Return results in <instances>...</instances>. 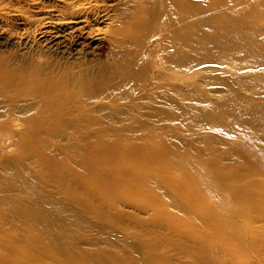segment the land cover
Instances as JSON below:
<instances>
[{"label":"bare ground","instance_id":"obj_1","mask_svg":"<svg viewBox=\"0 0 264 264\" xmlns=\"http://www.w3.org/2000/svg\"><path fill=\"white\" fill-rule=\"evenodd\" d=\"M52 1L59 4L41 0L45 14L36 16L15 0H0V43L17 38L30 51L22 58L0 53V151L14 146L10 154H0V264H177L186 248L171 243V237L193 243L187 264H212L204 255L221 260V251L224 264H264V183L244 182L240 173L228 175L221 159L209 158L206 150L175 155L169 137L153 140L161 148L151 149L125 143L124 132L121 138L116 131L111 137L94 135L93 116L90 123L69 120L85 106L81 82L93 79L92 71L87 62L81 66L73 56L55 58L58 51L51 50L76 43L78 35L100 42L99 55L107 51L108 67L121 70L109 94L121 99L141 88L135 94L162 98L170 111L179 97L195 100L193 88L174 86L178 73L191 82L193 73L203 69L205 79L218 87L211 111L216 115L209 121L208 114L192 107L190 119L197 124L190 129L241 127L230 113L240 114L243 101L247 109H259L250 107L255 100L243 94L247 79L215 75L224 73V65L212 64H228L236 74L264 68V28L259 27L264 17L257 0ZM10 17L22 27L20 33L7 25ZM135 41L142 51L125 63V51ZM148 68L158 85L155 92L140 81L139 73ZM163 79L170 83L160 85ZM196 87L203 98L199 102H214L205 96L204 86ZM46 108L54 111L48 121L40 118ZM130 110L152 119L161 114L152 106ZM256 115L254 142L264 140V113L257 110ZM16 121L23 131L12 129ZM44 125L48 140L37 142L32 128ZM106 161L113 166L108 181L95 188L94 172L105 171ZM103 184L118 198H102ZM118 203L150 215L153 222L131 217L128 224L123 210L115 211ZM83 215L93 217L94 229ZM110 230L114 233L108 241L101 232ZM197 237L202 240L194 241ZM138 255L145 260L138 262Z\"/></svg>","mask_w":264,"mask_h":264},{"label":"rangeland","instance_id":"obj_2","mask_svg":"<svg viewBox=\"0 0 264 264\" xmlns=\"http://www.w3.org/2000/svg\"><path fill=\"white\" fill-rule=\"evenodd\" d=\"M37 2V3H35ZM43 2V1H42ZM46 4H54L58 5L59 3L54 2L52 0H44ZM15 3L17 7H22L24 10H29V12L32 15H43L45 12H43L41 9V0H15ZM256 8L263 10V17H264V0H257L255 2ZM29 8V9H27ZM31 10V11H30ZM7 25L10 29H12L15 33H20L22 31V27L19 26V24L13 20V17H10L6 21ZM259 27L262 29L264 28V19L263 21L259 22ZM264 39V38H263ZM39 40V38H37ZM22 41L18 40L17 38H13L11 40H5L3 39L0 43V53H3L4 56L7 57V55L16 56L18 58L26 57L29 55V49L24 48V45H21ZM102 44L100 42H93L91 39H86V35H78L76 43H69L64 42L63 44H60L59 46L52 47L51 50L57 49V53H55V58H65L69 59L73 56V59L78 61L80 65H84L85 62L89 65V68L92 72H90L93 75V79L82 80L81 84V92L83 94H87L83 96L84 99H82V104L85 106L82 107L80 110L81 112L73 113L71 115V119H80L86 120L90 122H93L94 117V130L90 131L93 132L94 135H104L107 134L109 137V133H114L115 131L117 134H119L120 138L122 135H120V132H124L123 138L125 140V143H136V144H142L149 148H155L160 149L161 147L155 144V141H158L162 137H169L173 145L171 146V150L173 152L178 153L179 156L184 154H196V150L201 151H208V157H214L217 159L218 157L221 159V162L219 165L220 167H224L226 169L227 174H242V181L247 182L248 179H252L254 181H259L260 183H264V140L254 142L252 140V137L257 136L258 134L256 131L257 126L256 123H259L257 120L258 116L256 115L257 110H262L264 113V68L258 67L255 72L253 73H240L236 74L235 71L231 70V68H227L228 64H212L213 68H219L223 69L222 71L224 73H216L215 75H224L225 77H232L237 76L240 79H247L245 85H242L243 94L246 95V97H251L255 100L254 104H250V107L256 106L259 109H247L248 106L247 102L243 101L242 106L239 109L240 114L230 113L231 116H233L234 119H236L237 124H240L241 127H238V125H235L236 127L225 129L220 128V130H210L207 128V130L199 129L198 131H194L192 128L190 129L189 126L192 127V125L197 124L194 123L193 120L190 119L192 115V107H197L198 111H203L209 116V121L212 120L213 116L211 114L216 115V113L211 112L213 109V104L216 103V91L218 90L217 84H214V82L208 81L205 76V70L201 69L194 72L192 75V81H186V79L183 78V75L178 73V78L174 82V86L179 90L181 88L188 89L193 88L192 96L195 98L192 99V97H188L185 99H181L179 97L178 101L176 102V108L170 111V107H168L165 100L162 98H156V100H150L149 98H146L145 92H140L141 95L135 94L136 91H139L141 88H134L135 92H131L130 95L126 98H115L113 95L109 94L110 89L114 87L115 83L119 80L120 71H117L116 69L109 68L108 67V61L110 55L107 53V51L104 53V55L101 57L99 55V47ZM58 47V48H57ZM143 45L139 43L138 41H135L134 43H130L125 51V58L127 61L125 63H128L129 61L132 62L135 60V55L138 54V52L142 51ZM137 52V53H136ZM100 56V57H99ZM78 58V59H75ZM134 58V59H133ZM72 59V60H73ZM71 60V59H70ZM224 65V66H223ZM223 66V68H222ZM101 68V69H99ZM99 69V70H98ZM124 72V71H123ZM94 73L98 75V78H94ZM152 72H150V69L143 70L139 73L140 75V81H145L149 87V91L155 92L157 84H154L152 80ZM126 74V73H124ZM234 74V75H233ZM123 75V74H122ZM194 76V77H193ZM208 77H214L212 75H207ZM250 76H256L255 78H251ZM171 79L170 77H168ZM95 79V80H94ZM205 80V81H204ZM202 81L204 83L200 84ZM208 81V82H206ZM216 82V81H215ZM170 82L167 81V79H163L160 81V85L166 86ZM188 83H191V85H188ZM197 85L204 86L206 88L207 94L205 96L215 99L214 102H210L207 104H203L202 102H199L200 99H203L202 96H200L198 93L195 92V89H197ZM128 85H126L127 87ZM236 87H241L237 82L235 84ZM234 86V87H235ZM239 89V88H238ZM166 92V89L160 90L159 95L162 97ZM195 92V93H194ZM196 96V97H195ZM245 97V96H244ZM199 99V100H198ZM180 100V101H179ZM198 102V103H197ZM245 104V105H243ZM140 106V107H158L161 111L160 116H158V119H152V118H146L143 116H137L133 111L130 110V107L132 106ZM226 108H230L229 105L224 104ZM253 112V113H252ZM40 118H46L48 120L52 119L54 116V111H52L49 108H46L43 113H41ZM56 117V116H55ZM15 118V117H14ZM16 119V118H15ZM184 119H188V122H185ZM2 120V119H1ZM18 120V119H17ZM147 120V121H145ZM44 122V121H42ZM144 122V123H143ZM264 122V120H262ZM18 126H12L13 130L17 131H23L22 127L19 125L21 124L20 121L14 122ZM87 123V122H86ZM87 123V124H88ZM112 124V125H111ZM38 125V123L36 124ZM130 126V127H129ZM128 131V132H125ZM47 133V129L44 126H33L31 134L36 139L37 142H46V138L43 136V134ZM92 134V133H90ZM206 140H209L207 142ZM211 140V141H210ZM106 142H109L107 139ZM176 142L177 145L174 143ZM165 145H163L164 147ZM87 148L93 149L94 144H88ZM14 146L3 149L0 151V154L5 153H11L13 152ZM190 161V159H188ZM105 167V171L94 172L93 176V183L91 185H94L95 188H98L100 183L102 184L104 180L107 179L108 176L107 172L111 171V168L113 167L112 164H109L108 161L103 165ZM79 169V168H78ZM85 169L87 170L88 167L86 166ZM81 170V169H79ZM84 172V169L81 170ZM88 171V170H87ZM214 173V172H213ZM130 177L129 175H127ZM103 186H107L104 189V193L102 195V198H115L117 197L119 193H112L110 190L111 187H109V184H103ZM109 187V188H108ZM102 188V187H100ZM98 188V189H100ZM108 188V189H107ZM135 195H138V193H134ZM131 195V194H130ZM83 199H86L87 197L85 195L82 196ZM131 197H134V195ZM101 198V197H100ZM118 198V197H117ZM90 199V197H88ZM118 200V199H115ZM100 203V202H99ZM237 203H234L233 205H236ZM115 211L120 209L123 210V213H125L127 216L126 218H129L126 222L128 223L131 219V217H136L142 219L145 223L153 222V219L151 220L150 215L148 214H141L139 213L133 206L126 207L124 204H116L115 205ZM171 210V207H169ZM73 210H75L73 208ZM175 211V210H174ZM82 213V212H81ZM83 214V213H82ZM181 214V213H180ZM188 216V215H186ZM86 224H91V228L94 229V224L96 222L94 221L92 216L83 215L81 217ZM131 218V219H130ZM150 218V219H148ZM240 221V220H239ZM129 224V223H128ZM131 225V224H130ZM133 225V224H132ZM91 228H89L90 231H94ZM206 230L210 231L211 229L206 228ZM100 231V230H97ZM114 230H110V233H106L104 231L101 232L103 236L106 238V240L109 241V238H112ZM162 231H165V234H167V231L162 229ZM96 232V231H95ZM151 238V237H150ZM198 239L194 241H201L202 238L197 237ZM122 239L124 237L122 236ZM235 239V237H231L230 240ZM127 241L131 243V241L127 238ZM169 241L172 243H177L182 246H184L186 249L185 253L179 254V257L176 258L177 264H187L188 261L191 259V253H187L190 248L194 246L192 242H189L187 240H183L180 238H170ZM135 242V241H134ZM218 247V245H214ZM85 247V246H84ZM188 248V249H187ZM221 260L214 257H209L207 255H204V258H209L208 261H212V264H224L223 263V252H220ZM190 255V256H189ZM139 257H142L139 259L138 262L145 260V257L138 255ZM135 258V257H134Z\"/></svg>","mask_w":264,"mask_h":264}]
</instances>
